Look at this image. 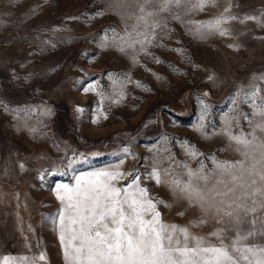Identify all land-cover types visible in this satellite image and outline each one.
<instances>
[{
  "label": "rangeland",
  "instance_id": "1",
  "mask_svg": "<svg viewBox=\"0 0 264 264\" xmlns=\"http://www.w3.org/2000/svg\"><path fill=\"white\" fill-rule=\"evenodd\" d=\"M110 2L0 0V258L25 256L32 264L44 253L46 259L37 264H65L53 225L61 204L51 189L57 182L73 183L80 172L111 169L123 160L122 171L143 175L154 161L167 167L163 158L169 155L191 169L198 168V160L213 168V156L240 159L237 145L222 134V117L232 109L237 89L264 74V28L254 21L230 22L231 37L201 39L186 23L168 17L165 34L133 63L131 52L100 47L101 40L112 38V32L102 30L142 38L129 18L136 13L134 0L123 19L108 9ZM229 2L231 13L241 17L264 11V0H218L217 6L184 19L207 21ZM90 84L96 91L85 93ZM201 101L208 106L203 121ZM239 110L251 118L249 104ZM201 123L203 132L197 130ZM250 130L243 118L231 129ZM259 135L264 139V133ZM182 142L203 155L188 159ZM143 184L152 197L170 205L159 206L165 222L184 226L201 219L198 209L175 199L168 188ZM219 227L209 217L190 231L218 243L209 233Z\"/></svg>",
  "mask_w": 264,
  "mask_h": 264
},
{
  "label": "snow or ice",
  "instance_id": "2",
  "mask_svg": "<svg viewBox=\"0 0 264 264\" xmlns=\"http://www.w3.org/2000/svg\"><path fill=\"white\" fill-rule=\"evenodd\" d=\"M134 3L136 13L129 18L135 19L133 32L142 38H132V32L118 37L114 29H107L102 31L112 32V38L100 43V47H115L125 55L131 52L133 63L138 62L139 53L147 54V46L155 44L158 37L165 34L167 24L163 21L168 17L186 23L201 39L210 35L231 37L232 30L226 26L230 22L254 21L264 28V19H261L264 11L259 16L241 17L231 13V2L223 12L207 21H185L184 18L217 6L218 0H134ZM127 6H130L129 0H111L108 9L123 19ZM228 47L239 45L229 44ZM208 79L213 80L214 76L209 75ZM261 82H264V74L238 88L230 100L232 109L222 117V134L237 145L238 160L230 162L213 156V168L198 160V168L191 169L186 162L169 155L163 158L168 161L167 167H162V162L157 160L151 171L143 175L137 170L122 171L124 161L121 160L111 169L80 172L73 176L71 184L57 182L51 190L61 207L53 218V225L58 230L65 264H264V139L259 135L264 133V87ZM83 91L95 92L96 86L90 84ZM119 95L122 99L123 92ZM114 102L119 103V100ZM201 103L203 121L208 106ZM240 104L250 105L251 118L239 110ZM77 111L83 109L77 108ZM240 118L250 125L247 134L231 131ZM204 128L201 123L197 130L203 132ZM182 143L188 159L203 155L190 143ZM156 151L159 153L158 149ZM18 166L24 168L23 163ZM46 174L38 179L43 180ZM121 181L127 183L121 184ZM143 181L168 188L175 199L198 209L201 219L184 226L165 222L159 206L170 205L152 197ZM209 217L222 225L209 233L218 243L190 231L192 226L207 223ZM45 259V254L40 253L32 258V264ZM0 264H28V258L5 255L0 258Z\"/></svg>",
  "mask_w": 264,
  "mask_h": 264
}]
</instances>
